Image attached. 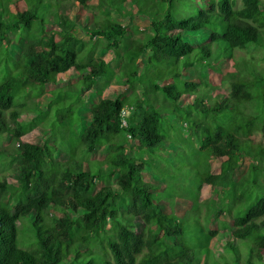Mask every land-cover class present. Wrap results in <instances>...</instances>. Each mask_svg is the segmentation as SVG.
<instances>
[{"label": "trees", "instance_id": "16d2710c", "mask_svg": "<svg viewBox=\"0 0 264 264\" xmlns=\"http://www.w3.org/2000/svg\"><path fill=\"white\" fill-rule=\"evenodd\" d=\"M66 1L88 7L91 0ZM124 1L97 0V5L120 10ZM146 1L151 0H144L141 6L149 7ZM174 2H157L169 3L168 8L162 16L155 14L150 18L148 28L143 31L129 30L106 11L108 17L94 23L87 34L93 49L103 42L104 48L112 51L111 60L96 56L93 51L80 57L76 44L82 39L72 28L42 30L39 38L26 40L18 49L13 59L15 71L0 80V138L8 135L16 144V157L10 163L18 161L16 180L24 200L11 206L8 200L0 204V264H241L243 255L245 264L264 262V145L255 144L254 139L257 134L264 139V118L257 113H242L238 109L231 116L229 126L217 123L213 130L205 129L199 141L200 152L220 163L218 173H211L207 163V170L196 184V193L205 184L222 185L223 190L217 193L218 204L214 198L204 202L205 221L227 215L221 220L220 229H211L199 219L194 227L187 226L182 221L186 216L166 212L159 206L153 198L152 184L143 180L144 167H149L143 154H156L155 149L166 137L161 114L148 105L149 93H160L180 108L182 96L192 94L199 85L192 80L179 84L177 72L158 75L154 81L147 74L150 67L160 63L202 64L211 56L212 45L246 49L250 44L260 43L259 28L264 27L261 0H241L240 8H235V0L201 3L190 0L198 6L196 14L181 17L174 9ZM139 9L150 13L143 6ZM37 18L36 11L30 8L0 13V48L4 42L9 44L11 31L21 24L29 27ZM112 61L120 69L116 73L110 68ZM71 70L81 74L79 83L83 90H92L101 80L103 86L114 81L123 88L129 87L133 93L141 86L139 96H127L121 90L91 103L90 121L76 129V133L73 124L68 128L63 125L62 131L70 138L76 136L74 146L79 145L84 153L106 145L108 151L102 162L105 168L100 167L101 163L92 169L88 164H80L73 151L71 160H56L54 150L48 145L21 140L45 121L51 108L57 106L52 121L63 123L73 115L75 106L84 104L66 95L64 99L73 103L64 108L57 105L58 91L67 93L74 85H59L58 76ZM251 76L245 78L240 72L232 73L228 96L213 107L204 106L202 99L195 96L191 104L201 103L205 114L233 111L234 107L253 100L255 80L263 76L255 73ZM48 92L53 98L41 106L26 102L28 97L34 100ZM260 101L264 104V92ZM124 107L131 111L126 113L125 127L120 124ZM29 111L33 116L25 120L23 113ZM48 125L53 128L51 123ZM201 131L197 126L193 133ZM119 133L125 134L126 141L115 144L111 139ZM133 139H137V146L131 143ZM246 157L250 159L248 169L235 179V171ZM97 181L102 185L97 186ZM8 185L5 179H0V197ZM197 198L195 195L193 211L199 207ZM25 216H31L35 242L31 248L16 244L17 225ZM188 234H196L195 240L191 241ZM221 236L225 240L224 249L231 255L213 258L210 243L214 237ZM87 249L90 251L86 252Z\"/></svg>", "mask_w": 264, "mask_h": 264}, {"label": "rangeland", "instance_id": "374dc122", "mask_svg": "<svg viewBox=\"0 0 264 264\" xmlns=\"http://www.w3.org/2000/svg\"><path fill=\"white\" fill-rule=\"evenodd\" d=\"M132 1L134 3H131L130 0H125L119 6L120 10H118L111 9L106 4L97 5V0H91L88 7H80L72 1L66 0H0V13L7 14L15 10L30 8L35 10L38 15V18L33 21L31 26L26 27L21 24L17 29L8 34L9 44L4 42L0 48V80L15 71L13 59L17 57L18 49L24 46L26 40H36L42 34V30L58 31L64 28H72L75 35L82 39L81 43L77 42L76 44L80 57L93 51L96 56L111 60L113 56L112 51L106 50L103 42L98 43L93 49L92 42L87 34V30L94 28V23L104 21L108 17L105 14L106 11H110V17L122 25H126L129 30L134 31V29H137L143 31L145 28H148V20L153 18L155 14L162 16L169 5V3L157 4L160 0L146 1L150 4L149 7L145 8L144 5L142 6L145 11L147 10L150 13H144L139 9L140 7L142 8L141 3L144 0ZM194 1L201 3L203 0ZM261 4L264 8V0H261ZM241 5V0H235V8H240ZM197 7V4H192L190 0H175L174 2V9L176 13H180L179 17L195 15ZM130 15H133L132 18L129 17ZM64 18L67 19L65 20ZM259 32L260 43L250 44L246 49L230 50L224 44L221 46L212 45L211 56L206 62L203 61L202 64L185 66L184 62H178L173 65L160 63L155 67L151 66V70H148L147 74L153 76L154 81H157L158 75H168L177 72L179 74L177 80L179 84L191 80L196 83L199 82V85H197L192 94L186 93L182 96L181 102L183 105L180 108H177L172 101L164 99L160 93H149L151 102L148 105L157 109L161 114L162 132L166 137L165 142L155 149L156 154H143V158L149 163V167L145 166L142 172L143 180L152 184H150V187L153 198L159 206L164 208L166 212H172L180 217L186 216L182 218V221L191 228L196 225V221L199 219L201 223L211 229H220L221 220L227 218V215L224 214L221 217L219 216V219L212 217L207 221L204 219V215L206 214L204 202L208 198H214L215 204L220 202L219 194H217L223 190L220 183H216L213 186L205 184L201 187L200 192L196 193V184L200 181V175L207 170V163H209L208 169L211 173H218L220 168V163L217 159L215 160L210 156L206 157L199 150V141L205 135V129L213 130L217 123L229 126L233 119L231 116L237 114L239 110L242 113H257L260 118H264V104L260 101L261 94L264 92V27L259 28ZM54 37L57 39L58 35L55 34ZM110 68L115 73L120 70L115 66L114 61L111 62ZM234 72L242 73V76L245 78H251L253 73L257 76H263L259 80H255L257 84L253 89L254 98L252 101L245 105L234 107L233 111H231L232 109H228L218 114H205L201 110L203 108L201 103L197 104L196 102L191 104L194 96L202 99L204 106L208 108L213 107L217 101L226 98L229 93L231 74ZM80 77L81 74L72 70L59 74V85H74L67 93L58 91L59 96H57L59 97V101L57 105L64 108L75 100L79 104H84L75 106L73 115L63 120V123L58 120L52 121V112L55 113L53 110L57 106L53 109L51 108L45 121L39 123L35 128L23 135L21 140L34 144L44 143L48 145L54 150L56 160H71L70 156L72 155L70 152L73 151L80 164H88L92 169L96 168L98 163H101L100 167L105 168L106 166L102 162H104L108 151L106 145L99 146L92 153H84L79 145L74 146V143L77 142L76 136L70 138V135L62 130L64 127L68 128L70 124H73L74 131L76 129L79 130L83 124H88L90 121L91 103L97 102L100 97H111L114 93H118L121 90L127 96H139L141 86L138 85L135 93H133L129 87L123 88L114 81L107 86H103V83H101L103 81L101 80L96 84L97 86L95 85L91 88L92 90H83L81 83H79L81 82ZM99 88L101 89L100 94ZM65 96L72 98L73 101L64 99ZM28 98L26 102L33 101L41 106L52 99L53 95H50L48 92L34 100ZM83 98L84 101L82 100ZM17 101L18 99H16ZM125 108H127V114L131 113L128 107ZM80 112L82 113L80 114ZM61 115L63 116L62 110ZM32 116L33 113L30 111L23 113L25 120H29ZM49 123L52 124L53 128L49 127ZM64 124L65 126L63 127ZM197 126L202 131L201 133L194 134V128ZM254 139L255 144L260 142L264 145V139L262 140L260 135L257 134ZM111 141L115 144L125 142V134L119 133ZM131 143L137 146V139H133ZM15 148L16 144L10 141L8 135L0 138V177L5 179L9 184L5 194L3 193L0 197V204H4L8 200L10 206L15 202L24 200V196L19 195L18 182L16 180L18 161L13 160L10 163L11 158L16 157ZM131 151L134 153V150ZM249 161L250 159L247 157L242 160L240 166L235 171V179H238L247 171ZM258 181L262 182L261 179H258ZM100 185L102 183L97 181V186ZM114 187L116 188L115 185ZM195 195L198 197L199 207L193 211L192 202ZM30 220L31 216H25L17 225L16 244L21 248L35 246L33 233L30 228ZM188 237L191 238V241H194L196 234H188ZM223 237L221 236L216 239L214 237V240L210 243V251L213 258H217V256L228 258L231 255L224 249L223 244L225 240ZM92 249L93 251L96 250L95 248ZM87 250L86 252L90 251L89 249ZM245 261L246 258L243 255L241 264H245Z\"/></svg>", "mask_w": 264, "mask_h": 264}, {"label": "built area", "instance_id": "2783aa9c", "mask_svg": "<svg viewBox=\"0 0 264 264\" xmlns=\"http://www.w3.org/2000/svg\"><path fill=\"white\" fill-rule=\"evenodd\" d=\"M126 113H127V108H123L120 112V120H121V126L125 127L127 125L126 123Z\"/></svg>", "mask_w": 264, "mask_h": 264}]
</instances>
